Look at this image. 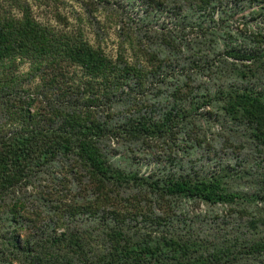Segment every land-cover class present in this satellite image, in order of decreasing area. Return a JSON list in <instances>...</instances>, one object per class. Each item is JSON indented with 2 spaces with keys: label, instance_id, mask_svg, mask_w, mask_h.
<instances>
[{
  "label": "trees",
  "instance_id": "obj_1",
  "mask_svg": "<svg viewBox=\"0 0 264 264\" xmlns=\"http://www.w3.org/2000/svg\"><path fill=\"white\" fill-rule=\"evenodd\" d=\"M131 1L0 0V264H264V0Z\"/></svg>",
  "mask_w": 264,
  "mask_h": 264
},
{
  "label": "rangeland",
  "instance_id": "obj_2",
  "mask_svg": "<svg viewBox=\"0 0 264 264\" xmlns=\"http://www.w3.org/2000/svg\"><path fill=\"white\" fill-rule=\"evenodd\" d=\"M84 1L85 0H64L63 4H60V10H62V13L69 16L70 21H72L75 26L77 23H80V26L83 30H85L90 41L96 44L100 43L109 55L116 56L119 48L124 46V48L126 47V53L129 57V60L133 61V50H131V48L128 46L129 39L127 38L126 34H124L125 31H122V24L130 25L131 23H123L119 20H121L126 15L127 9L132 15L137 17L136 12L141 9L139 2L131 1V4H129L128 0H120L122 3H125V10L120 8L116 11V8L119 6L117 0H110V3L105 2V5L100 2L99 7L101 9L92 11ZM96 1L99 2V0ZM112 12L116 13L112 14ZM41 18L44 22H48L52 25H58L60 28L62 27V24H57L56 19L50 12L43 14ZM259 23L261 25L260 21ZM17 72L20 75L29 74L30 70L28 64L21 66ZM33 83L35 85L37 83L40 84V77H35ZM236 147L237 145H235L234 148L230 147L228 149L230 151L229 153L234 151L235 154H245V150H242L241 152V150L236 149ZM152 165L153 164L144 165L142 168L143 172H149V169L152 168Z\"/></svg>",
  "mask_w": 264,
  "mask_h": 264
}]
</instances>
